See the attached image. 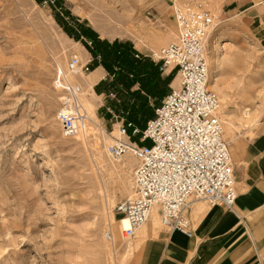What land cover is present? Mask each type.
Instances as JSON below:
<instances>
[{"label": "rangeland", "instance_id": "374dc122", "mask_svg": "<svg viewBox=\"0 0 264 264\" xmlns=\"http://www.w3.org/2000/svg\"><path fill=\"white\" fill-rule=\"evenodd\" d=\"M224 3L62 0L58 5L54 0L52 4L48 0H0V264H141L147 243L158 233L169 232L159 225L158 217L152 225L154 233L141 241L136 233L124 238L118 225L115 208L132 197L136 166L130 153L112 158L105 151L116 139L126 140L118 137L117 126L105 110L108 86L116 83L118 69L103 73L102 81L92 89L97 97V124L105 135L95 134L98 131L89 125L91 132L83 141L62 136L55 119L59 93L53 81L57 70L68 76L66 63L75 55L72 43H78L82 53L86 40L68 36L58 23L76 35L88 28L100 40L126 44L138 51L135 54L156 59L160 48L176 36L173 4L214 15L217 25L208 35L207 62L216 58L217 83L225 96L218 117L229 151L233 139L235 145L252 139L264 122V36L246 13L225 15ZM99 9L119 17L130 13L132 28L121 22L118 35H104L107 31ZM168 33L171 37L166 40ZM150 38H155V46L145 40ZM81 73L88 78V72ZM168 76L170 91L178 78L171 72L160 73L159 79ZM245 110L250 115L247 122ZM198 202L202 209L209 207L202 199L192 203ZM114 228L119 229L118 237L112 233ZM106 232L112 241L105 239ZM125 241L128 251L120 248ZM112 248L115 253H110Z\"/></svg>", "mask_w": 264, "mask_h": 264}, {"label": "built area", "instance_id": "2783aa9c", "mask_svg": "<svg viewBox=\"0 0 264 264\" xmlns=\"http://www.w3.org/2000/svg\"><path fill=\"white\" fill-rule=\"evenodd\" d=\"M51 4L53 0H48ZM176 37L161 47L156 62L161 74L175 72L176 87L160 101L149 121V131L136 140L123 130L126 140L107 146V153L118 158L130 153L136 160L133 195L117 204L121 234L130 239L148 219L153 208L162 226L190 236L187 212L193 200L234 212L237 193L228 146L218 117L219 101L209 89L207 42L216 17L189 5H172ZM136 59L139 54H135ZM90 62L81 65L76 55L66 63V72H89ZM53 88L59 93L57 122L64 138L85 131L87 114L81 102V87L57 72ZM112 93L108 94L110 98ZM110 121L113 110L105 108ZM135 136V133H133ZM104 237L112 241L110 232Z\"/></svg>", "mask_w": 264, "mask_h": 264}, {"label": "crops", "instance_id": "0c3cea01", "mask_svg": "<svg viewBox=\"0 0 264 264\" xmlns=\"http://www.w3.org/2000/svg\"><path fill=\"white\" fill-rule=\"evenodd\" d=\"M224 6L228 8L225 15L246 13L264 36V0H225ZM145 40L156 44L154 38ZM80 54L81 60L92 61L85 49ZM136 54L141 55L140 64L160 73L155 58ZM103 73L107 72L102 66L89 71L91 90L102 81ZM233 146L229 153L237 193L234 212L191 203L187 212L190 236L179 231L158 233L147 243L141 264H264V122L252 139ZM146 226L147 222L135 232L140 241L156 229Z\"/></svg>", "mask_w": 264, "mask_h": 264}, {"label": "snow or ice", "instance_id": "6c2138e0", "mask_svg": "<svg viewBox=\"0 0 264 264\" xmlns=\"http://www.w3.org/2000/svg\"><path fill=\"white\" fill-rule=\"evenodd\" d=\"M116 63L124 69L123 75L115 74L118 76L116 83L108 86L112 96L105 102L113 110L114 122L119 125L123 120V130L139 140L149 131V121L155 120L153 113L160 107L159 94L166 81L160 80V73H154L150 65L139 61L118 60Z\"/></svg>", "mask_w": 264, "mask_h": 264}, {"label": "bare ground", "instance_id": "6f19581e", "mask_svg": "<svg viewBox=\"0 0 264 264\" xmlns=\"http://www.w3.org/2000/svg\"><path fill=\"white\" fill-rule=\"evenodd\" d=\"M98 12H99V18L101 20V23H102V25L105 27V29L107 31L106 33L104 32L103 34L107 35V36L118 35V33L120 31L117 28H119L121 26V22L124 23V25H126V23H127L128 27L126 26V28H128V29L132 28V25L134 23V18H132L129 15L130 13L128 15H126V16L124 15L122 17H119L118 15L112 16L111 14L103 12V10H100V9L98 10ZM120 20H123L124 22L120 21ZM216 25L217 24H215L214 27H216ZM214 27H213V29H214ZM211 32H210V34H211ZM62 35H64V34H62ZM166 37L168 38L166 40H169L170 37H171V34L170 33L166 34ZM156 39L159 40L158 38H156ZM65 41L69 42L70 40L68 38H66ZM218 41L219 40H217V42H215V43H218ZM72 45L74 47L75 55L81 60V54H80V51H79L80 50V46L78 45V43H75V42H73ZM215 60H216L215 57L211 58L209 60V65H208V69H209V72H208L209 89L211 91H213L217 95L219 103L222 104L225 96L222 93V91L219 88L218 83H217V78H216L217 76H216V73H215L216 72L215 71V68H216L215 67L216 66L215 65ZM57 72H61L62 73V69L57 70ZM68 76H69V78H68ZM68 76H67L68 79H71L72 81H74V82H76L77 84L80 85V87H81V100L83 101V104H84V107H85V111H86V114H87V123H86L85 131L81 132V134L83 135V138L79 136L80 134H77V135L74 136L75 140H80V141L82 140L83 141L85 139V135L87 136V134H86L87 131L91 132L89 125H91V127L93 126L98 131V132H95V134L97 133L98 135L104 136L105 135V131L98 126V124H97L98 123V119L96 118L95 112H94L95 108H96L95 99H97V97L93 94V92L91 90V80H90V78H87L86 76H83V74L79 70H77L76 74L68 73ZM79 80L81 82H79ZM243 115H244L245 122H247V120L250 118L248 110H245ZM221 117L228 118V116L224 115V114H222ZM55 119L57 120L56 115H55ZM117 133H118V130H117ZM119 136H120V134L118 133V137ZM121 137L122 136H120L119 138H121ZM116 142H117V139L113 143L115 144ZM106 149H107V147H106ZM106 153H107V151H106ZM97 162L100 165L102 163L100 158H99V155H97ZM156 208L157 207L153 208V210L151 211V213H150V215H149V217H148V219L146 221L147 222V226L146 227H151L154 224V222H155L157 217H158L159 225H162V223L160 221L159 214L156 212ZM146 222L143 225H145ZM118 225H119V228H120V231H121L122 228H121V225L119 224V222H118ZM141 227H139V228H141ZM137 230H135V232ZM112 233L115 236L118 237L119 229L118 228H114V230H112ZM129 247H130V245L126 241H125V245H124V243L120 244V248H122L124 251H128ZM111 250L112 251L110 253H115L116 252L115 248H112Z\"/></svg>", "mask_w": 264, "mask_h": 264}, {"label": "trees", "instance_id": "16d2710c", "mask_svg": "<svg viewBox=\"0 0 264 264\" xmlns=\"http://www.w3.org/2000/svg\"><path fill=\"white\" fill-rule=\"evenodd\" d=\"M38 2H47V0H37ZM58 5L61 4L62 0H54ZM60 27L64 30V32L76 39L79 40V37H82L85 41L84 46L88 53L92 57V62L90 66V70H93L97 66H102V68L107 73H112V69L116 68L119 70L118 73L120 75H123L124 69L122 67H119L116 61H138L133 56L135 52L126 44H122L120 42L114 41L112 43H109L106 40H100L97 35H95L90 29H82L80 35H76L73 33V30L69 29L66 25H63L62 23H58ZM147 62V61H145ZM140 63V62H139ZM133 67H136V65H133ZM131 74H129L130 76ZM117 76V75H116ZM171 76L166 77L163 81H166V84H164V87L162 89V92L159 94V102L160 100L166 96V94L169 92L168 90V84L170 83ZM153 83H156V81H153Z\"/></svg>", "mask_w": 264, "mask_h": 264}]
</instances>
